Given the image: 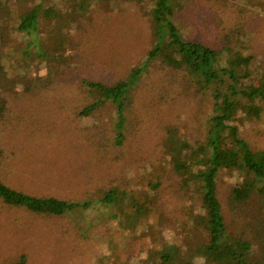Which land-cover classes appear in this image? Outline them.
Here are the masks:
<instances>
[{"label": "rangeland", "instance_id": "rangeland-1", "mask_svg": "<svg viewBox=\"0 0 264 264\" xmlns=\"http://www.w3.org/2000/svg\"><path fill=\"white\" fill-rule=\"evenodd\" d=\"M53 2L56 7L65 5L61 9L63 13L68 12V4L64 0H51L50 4ZM177 2L180 6L177 18L181 16L185 21L178 22L183 31L189 30L193 37L205 42L229 40L234 51L252 54L255 64L252 80H258L264 63V0ZM14 3L18 4V0H1V10L12 7L14 11ZM153 3L106 0L98 11L101 16L93 14L91 20H84L87 40L82 49L74 48L72 41L85 32L78 28L77 20H71L67 26L74 37L67 39L64 45L66 59L61 60V64L58 62L59 68L67 69L69 74L59 76L56 82H46L49 79L46 60L34 55L27 61L28 57L21 55L23 38L13 40L20 48L11 63L7 62L6 79L0 87V96L7 101L0 118L1 180L34 195L79 201L88 197L98 198L103 190L116 185L135 189L138 188L137 183L153 178L152 174L155 176L148 161L151 149L145 150L143 145L153 146L152 141L155 140L154 147L158 149L156 140L160 143L161 134L154 130L142 135L139 132L146 131L149 123L135 129L139 120L128 113L127 137L123 145H115V109L96 110L89 116L83 115L81 110L86 101L79 81V74L124 76L141 60L150 38L147 16L141 7L150 11ZM13 11L9 17L0 18V23H4L5 18L12 20ZM236 22L243 27H238ZM93 23L101 25L96 29ZM78 40L82 42L83 37ZM68 64L70 67L66 68ZM14 77H20L19 81H12ZM30 79L37 85L30 84ZM165 81L156 75L145 81L147 85L152 84L163 108L165 104L167 112L164 111V117L172 105L187 102L188 113L182 108L180 113L173 114V119H169L178 125L181 133H188L192 139L201 136L203 118L200 107L197 110V103L185 101L190 90L179 86L180 91H177L172 89L169 81ZM5 83L7 86L3 85ZM260 103L263 108L261 117L248 120L244 116L241 129L254 146L264 148V100ZM150 106L152 104L148 102L147 108ZM169 166L159 165L164 169L162 177ZM243 176L242 171H222L219 176L220 196L224 199L230 183L236 184ZM176 183L172 175L165 180L163 193L170 192L168 198L174 199L176 205L162 209L163 219L160 224L153 219V228H150L151 220L148 218L137 221L128 217L133 210L130 208L127 212V207L119 210V204L123 202L118 204V201L95 204L89 210L38 214L24 207L9 205L0 198V264H15L22 253L27 256V264H147L148 255L161 242L178 240L181 243L186 237V240H195L198 236L189 222L184 225L183 220L178 223L174 220L187 215L179 207L185 197ZM255 204L254 213L261 217L264 199ZM224 207L228 209L227 204ZM231 218L232 215H228L229 222L233 221ZM244 228L245 225L239 222L232 230L240 233ZM189 232L194 235L191 237ZM191 247L186 246V249ZM258 249L256 245V255ZM193 253L194 264H204L197 251Z\"/></svg>", "mask_w": 264, "mask_h": 264}, {"label": "trees", "instance_id": "trees-1", "mask_svg": "<svg viewBox=\"0 0 264 264\" xmlns=\"http://www.w3.org/2000/svg\"><path fill=\"white\" fill-rule=\"evenodd\" d=\"M50 1L18 0V4L12 5L16 7L14 11L12 7L1 10L0 6V18L9 17L12 11L15 12L12 20L5 18L4 23H0V87L6 79L7 62L11 63L20 48L15 45L16 41L13 43L16 38H23L21 55L28 57L27 61L34 55L47 61L49 79L46 82H56L59 76L68 75L67 69L58 66V62L61 64V60L67 57L64 56L67 39L74 37L67 25L71 20L79 22L78 28L85 33L72 42L74 48L82 49L87 40L85 21L91 20L93 14L101 16L98 11L106 2L64 0L68 4V14L61 9L65 5L56 7V3L50 4ZM125 1L134 4L154 2L150 11L141 7L147 16L149 45L145 46L141 60L124 76H114L112 73L104 77L79 74L86 101L81 113L89 116L96 110L115 109L117 121L113 142L119 146L123 145L129 131L126 125L128 113L139 120L135 129L149 123L146 131L139 133L144 135V132L156 130L161 134L160 143L156 140L158 149L154 147L155 140L152 141L153 146L143 145L145 150L151 149L148 161L155 176L152 174L153 178L137 183L138 188L135 189L116 185L103 190L98 198L88 197L79 201L34 195L10 186L0 178V198L9 205L24 207L38 214L89 210L97 204L118 201V204L123 202L119 204V210L124 207L129 209L127 212H130V208L133 210L128 217L137 221L148 218L151 220L150 228H153V219L159 224L163 219L162 209L176 205L174 199L168 198L171 193L164 194L162 190L165 180L172 175L185 197L179 207L182 213H187L185 217L174 220H177L176 223L183 220L184 225L189 222L194 228L192 230H197L198 236L195 240H186V237L181 243L178 240L161 242L148 255L147 264H194V251L203 258L204 264H264V211L261 217L259 213H254L255 202L264 199V148L254 146L241 129L244 116L254 120L260 118L263 112L260 102L264 100V63L258 80L254 82L252 54L234 51L229 40L222 43L218 40L205 42L197 40L189 30L183 31L178 22L185 21L181 16L177 18L180 7L177 0ZM100 25L94 24L96 29ZM238 27L243 26L239 24ZM222 28L226 30L225 26ZM28 36L30 38L26 39ZM79 37H83L82 42L78 40ZM23 41L20 39L21 43ZM153 75L169 81L172 89L180 91L178 88L182 86L184 90H190L185 101L197 103V110L200 107L203 118L201 136L192 139L188 133H181L178 125L169 119H173V114L180 113L182 108L188 113L187 102L172 105L164 117V111L167 112L165 104L163 108V102L158 100L152 84L145 83ZM19 79L14 77L12 81ZM32 79L27 81L37 85ZM3 85L7 86L6 83ZM0 101L1 118L7 101L1 96ZM148 102L152 104L149 108ZM145 114L148 117H144ZM1 153L3 151L0 149ZM168 164L170 169L162 177L164 169L159 165ZM225 170L242 171L244 176L236 184L230 183L223 199L220 196L219 176ZM226 204L228 209L224 207ZM228 215H232L233 221H228ZM239 222L245 225L240 233L232 230ZM189 234L191 237L194 235ZM185 244L192 247L187 250ZM256 245L259 247L257 255ZM15 264H27L26 254L22 253Z\"/></svg>", "mask_w": 264, "mask_h": 264}]
</instances>
